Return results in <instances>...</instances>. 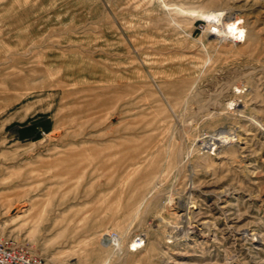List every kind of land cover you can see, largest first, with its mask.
<instances>
[{"label": "rangeland", "instance_id": "374dc122", "mask_svg": "<svg viewBox=\"0 0 264 264\" xmlns=\"http://www.w3.org/2000/svg\"><path fill=\"white\" fill-rule=\"evenodd\" d=\"M229 18L240 42L210 33ZM2 237L45 264H264V0H0Z\"/></svg>", "mask_w": 264, "mask_h": 264}, {"label": "bare ground", "instance_id": "6f19581e", "mask_svg": "<svg viewBox=\"0 0 264 264\" xmlns=\"http://www.w3.org/2000/svg\"><path fill=\"white\" fill-rule=\"evenodd\" d=\"M220 16H221V13L220 12H210V14H208L206 17H207V19L213 20V22L215 21L216 23H218V21H219L218 18H220ZM221 25L222 26L220 28L217 27V26H220V25H216V24L210 25V30H211L210 33L213 36L229 35V36H232L233 38H235L237 42H240L241 41L240 39L242 37L246 36V30L241 25L240 19H238V18L234 19L233 21L232 20L230 21V18H229V21L228 22H225V23H223ZM212 28H214V29H212ZM231 103L233 105V102H231ZM219 137H220V141L219 142L221 144L222 143L224 144V142H226V140H224L225 138L224 137H221V136H219ZM232 141H233V139H232ZM214 146H215V144H214ZM190 188H192V189H191V191L189 193V196H184V197L180 198L175 203L176 206H178V208H181L182 209V211H183L182 212L183 213L182 214V217L185 218V219H187V218L189 219L191 217V215L193 214V212H194V210H193L194 209V204L191 203V197L193 196L192 195V193H193L192 191H193L194 187H190ZM229 193L230 192H228V190H226V189L220 190V191L216 192L217 199L222 200V201H225L226 200V197H228L230 195ZM225 208H226V206H220L219 207V210H220L221 214L224 212V210H226ZM197 221H198V219H197ZM231 227H234V226H231ZM106 235L108 236V233H106ZM249 235H251L250 237L248 236L249 239H251L253 241H256L257 240V238L254 236V234H249ZM105 239L108 240L107 244L110 245V243H113L116 246V249H118V250L120 249V247H121V238L120 237L113 236L112 238H109V239L108 238H105ZM131 247L133 248V250H138V248L140 249L142 247V245L139 244L138 241H133V244L131 245Z\"/></svg>", "mask_w": 264, "mask_h": 264}, {"label": "built area", "instance_id": "2783aa9c", "mask_svg": "<svg viewBox=\"0 0 264 264\" xmlns=\"http://www.w3.org/2000/svg\"><path fill=\"white\" fill-rule=\"evenodd\" d=\"M0 264H45L41 256L36 255L26 245L18 244L12 238H0Z\"/></svg>", "mask_w": 264, "mask_h": 264}]
</instances>
